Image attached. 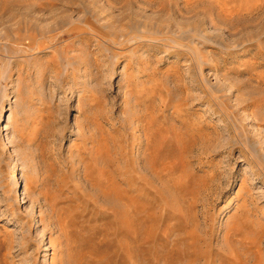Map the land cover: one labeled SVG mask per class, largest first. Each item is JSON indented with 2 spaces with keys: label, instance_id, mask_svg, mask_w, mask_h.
<instances>
[{
  "label": "rangeland",
  "instance_id": "374dc122",
  "mask_svg": "<svg viewBox=\"0 0 264 264\" xmlns=\"http://www.w3.org/2000/svg\"><path fill=\"white\" fill-rule=\"evenodd\" d=\"M0 264H264V0H0Z\"/></svg>",
  "mask_w": 264,
  "mask_h": 264
}]
</instances>
